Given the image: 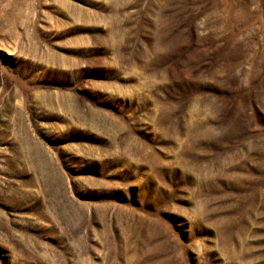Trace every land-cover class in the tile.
I'll return each mask as SVG.
<instances>
[{
	"label": "rangeland",
	"instance_id": "1",
	"mask_svg": "<svg viewBox=\"0 0 264 264\" xmlns=\"http://www.w3.org/2000/svg\"><path fill=\"white\" fill-rule=\"evenodd\" d=\"M0 264H264V0H0Z\"/></svg>",
	"mask_w": 264,
	"mask_h": 264
}]
</instances>
